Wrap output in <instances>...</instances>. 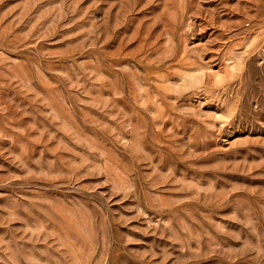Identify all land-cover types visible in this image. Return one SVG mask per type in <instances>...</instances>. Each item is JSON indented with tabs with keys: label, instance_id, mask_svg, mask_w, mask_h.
Segmentation results:
<instances>
[{
	"label": "rangeland",
	"instance_id": "374dc122",
	"mask_svg": "<svg viewBox=\"0 0 264 264\" xmlns=\"http://www.w3.org/2000/svg\"><path fill=\"white\" fill-rule=\"evenodd\" d=\"M0 264H264V0H0Z\"/></svg>",
	"mask_w": 264,
	"mask_h": 264
}]
</instances>
